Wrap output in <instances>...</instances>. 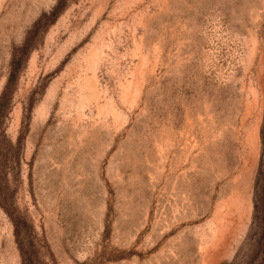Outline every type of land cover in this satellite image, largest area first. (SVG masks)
<instances>
[{"label": "rangeland", "instance_id": "1", "mask_svg": "<svg viewBox=\"0 0 264 264\" xmlns=\"http://www.w3.org/2000/svg\"><path fill=\"white\" fill-rule=\"evenodd\" d=\"M56 2L0 0V264H260L264 0Z\"/></svg>", "mask_w": 264, "mask_h": 264}, {"label": "trees", "instance_id": "2", "mask_svg": "<svg viewBox=\"0 0 264 264\" xmlns=\"http://www.w3.org/2000/svg\"><path fill=\"white\" fill-rule=\"evenodd\" d=\"M62 5H63V0L62 1L57 0L56 4L53 6V8L50 11V16H52V18L55 17L61 11ZM13 62L14 59H11L9 72L5 84L0 92V123L2 121L5 110L9 106L12 85L16 75L17 68ZM261 142H262V148L264 149V134L261 136ZM262 217H263V229L260 232L261 234L260 243H258L256 246V256L260 257V264H264V213H262ZM231 264H235V263H231Z\"/></svg>", "mask_w": 264, "mask_h": 264}]
</instances>
